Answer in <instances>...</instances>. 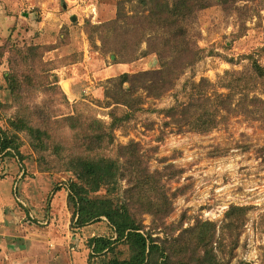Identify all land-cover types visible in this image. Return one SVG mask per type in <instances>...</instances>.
I'll use <instances>...</instances> for the list:
<instances>
[{
	"label": "rangeland",
	"instance_id": "rangeland-1",
	"mask_svg": "<svg viewBox=\"0 0 264 264\" xmlns=\"http://www.w3.org/2000/svg\"><path fill=\"white\" fill-rule=\"evenodd\" d=\"M143 1L0 0V131L15 139L19 151L16 156L0 152V264H88L89 239L114 237L105 219L72 226L66 196L74 177L64 165L80 151V141L56 122L75 116L108 127L111 111L117 117L127 111L108 106L118 97V87L138 88L131 77L159 69L153 54L120 64L107 53L116 46L109 36L125 27V21L114 22L144 14ZM187 31L200 60L159 96L154 86L149 93L138 88L134 98L143 110L121 122L113 131V145L101 152L112 156L116 148L135 143L150 172L163 174L170 214L157 226L150 215L141 216L152 237L169 240L211 222L219 262L264 264V105L252 116H226L205 134L177 132L166 113L186 105L202 81L208 96L231 94L224 87L231 79L226 73L251 75L255 85L248 98L264 102V81L256 80L251 69L252 63L264 68V0H208ZM11 81L17 94L11 93ZM239 97L234 94L233 103ZM21 114L49 126L60 154L51 146L36 152L25 133L11 128ZM172 170L179 173L169 179ZM120 186L126 189V181ZM231 206L247 209L243 225L223 229ZM118 250L126 255L125 247Z\"/></svg>",
	"mask_w": 264,
	"mask_h": 264
},
{
	"label": "trees",
	"instance_id": "trees-1",
	"mask_svg": "<svg viewBox=\"0 0 264 264\" xmlns=\"http://www.w3.org/2000/svg\"><path fill=\"white\" fill-rule=\"evenodd\" d=\"M143 4L146 6L144 14L121 16L114 22L116 26L119 21H125V27L122 32L116 28L115 36H109L116 46L107 53H110L111 59L119 58L117 63L120 64L155 55L159 69L142 72L131 78L125 75L124 78L139 83L138 88L147 93L154 86L159 96L172 89L177 75L200 60L199 51L195 50V44L189 39L187 25L193 20L196 11L208 6V0H144ZM92 28L98 31L99 27ZM143 44L145 50H141ZM251 69L256 80L264 81L263 67L252 63ZM226 75L231 79L225 82L224 87L231 94L223 96L215 93L208 96L205 92L207 87L202 86V81L196 86L199 90L195 91L186 105H174L166 111L173 118L177 132L182 133L186 129L205 134L221 124L226 116L240 113L248 117L262 109V100L249 99L247 95L255 85L251 75ZM10 86L11 93L17 94L16 83L11 81ZM138 88L134 84L127 91L118 87V97L108 106H122L127 111L120 117L111 111L112 122L108 127L98 120L87 124L75 116H67L56 122L65 125L80 141V151L67 157L64 165L65 170L74 177L68 183L66 196L72 226L83 228L105 219L114 234V237L89 239L88 264H222L213 251L216 228L211 222L196 224L169 240L154 238L145 231L141 216L150 215L157 226L170 214L171 201L162 182L163 174L150 172L137 144L118 147L112 156L101 152L113 145L115 128L121 122L132 119L136 111L143 110L140 99L134 98ZM234 94L240 95L237 103H233ZM178 110L180 118H175ZM10 126L17 133H25L36 152H46L51 146L55 153L60 154L58 151L61 146L55 144L46 124L41 126L30 116L21 114L10 122ZM0 152L7 156L19 154L15 139L3 131H0ZM171 173L169 179L179 171L172 170ZM123 180L127 188L121 190L120 182ZM100 191H104V194L98 196ZM246 210L231 206L226 213L227 223L223 229L233 228L238 222L243 225ZM120 246L125 247L126 252L122 257V252L118 250Z\"/></svg>",
	"mask_w": 264,
	"mask_h": 264
},
{
	"label": "bare ground",
	"instance_id": "bare-ground-1",
	"mask_svg": "<svg viewBox=\"0 0 264 264\" xmlns=\"http://www.w3.org/2000/svg\"><path fill=\"white\" fill-rule=\"evenodd\" d=\"M65 87H66V89L68 90V86H67V84L65 85Z\"/></svg>",
	"mask_w": 264,
	"mask_h": 264
},
{
	"label": "crops",
	"instance_id": "crops-1",
	"mask_svg": "<svg viewBox=\"0 0 264 264\" xmlns=\"http://www.w3.org/2000/svg\"><path fill=\"white\" fill-rule=\"evenodd\" d=\"M119 68H122V67H117V69H119ZM27 209V208H26Z\"/></svg>",
	"mask_w": 264,
	"mask_h": 264
}]
</instances>
